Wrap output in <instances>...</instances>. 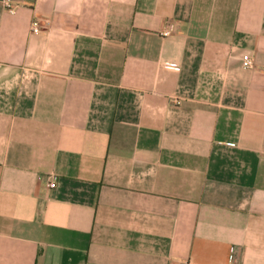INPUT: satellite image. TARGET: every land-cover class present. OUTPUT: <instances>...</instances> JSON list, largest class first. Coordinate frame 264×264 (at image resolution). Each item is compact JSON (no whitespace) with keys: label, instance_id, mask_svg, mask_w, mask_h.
<instances>
[{"label":"crops","instance_id":"0c3cea01","mask_svg":"<svg viewBox=\"0 0 264 264\" xmlns=\"http://www.w3.org/2000/svg\"><path fill=\"white\" fill-rule=\"evenodd\" d=\"M6 1L0 264H264V0Z\"/></svg>","mask_w":264,"mask_h":264},{"label":"built area","instance_id":"2783aa9c","mask_svg":"<svg viewBox=\"0 0 264 264\" xmlns=\"http://www.w3.org/2000/svg\"><path fill=\"white\" fill-rule=\"evenodd\" d=\"M5 6H6V8H7V10H8L9 12H11V13L14 12V9H13V7H12V5H11V2H10L9 0H7V1L5 2ZM41 29H42V27H41L40 23H39L38 21H35V22L33 23V29H32L33 32H34V33H39V32L41 31ZM244 64H245L247 67H251V66H252V60H251L248 56H245V57H244ZM169 66L172 67V68L175 67V65H169ZM47 185H48L49 188H55V187H56V178H55V176H51V177H49V181H48ZM230 264H233V258H232V257H231V262H230Z\"/></svg>","mask_w":264,"mask_h":264}]
</instances>
